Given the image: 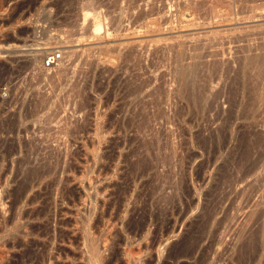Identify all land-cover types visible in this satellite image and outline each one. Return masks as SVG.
Returning <instances> with one entry per match:
<instances>
[{
  "label": "rangeland",
  "instance_id": "rangeland-1",
  "mask_svg": "<svg viewBox=\"0 0 264 264\" xmlns=\"http://www.w3.org/2000/svg\"><path fill=\"white\" fill-rule=\"evenodd\" d=\"M156 1L0 0V125L9 122L0 133V264H93L89 238L97 239L109 264H242L241 253L248 255L256 238L260 249L253 264H264V96H252L251 69L241 68L234 101L218 78L204 107L181 91L162 103L169 122L158 111L161 105H150L148 132L145 117L134 114L138 127L133 126L127 122L133 113L121 105L128 76L137 71H146L155 86L176 91V58L157 46L184 50L188 59L181 66L196 52L234 67L238 59L261 53L264 9L238 21L228 18L223 0H161L165 12L147 17ZM214 4L224 21L196 23ZM167 14L176 18L166 23ZM89 24L92 34L85 32ZM196 44L203 50L193 51ZM131 50L128 62L124 53ZM51 52L60 53V63L45 67ZM125 64L133 65L132 73ZM138 106L134 102L131 110ZM159 136H167L170 149L163 154H170L172 168L157 163L155 147L146 150ZM42 147L52 151L47 172L22 194L26 164ZM141 163H147L144 170ZM187 237L193 247L184 244Z\"/></svg>",
  "mask_w": 264,
  "mask_h": 264
},
{
  "label": "bare ground",
  "instance_id": "bare-ground-1",
  "mask_svg": "<svg viewBox=\"0 0 264 264\" xmlns=\"http://www.w3.org/2000/svg\"><path fill=\"white\" fill-rule=\"evenodd\" d=\"M144 1V0H143ZM159 2L161 1V0H158ZM164 1V0H163ZM162 1V2H163ZM167 1V0H166ZM165 1V2H166ZM169 1H172V0H169ZM175 1V0H174ZM179 1V0H178ZM178 1H177V4H178ZM193 1H195V0H193ZM200 1V0H199ZM221 0H219V2H220ZM149 2V1H148ZM158 2V4H157V1L156 2H154V4H153V6H152V8H151V10L149 11L150 12V14L149 15H147V17L148 16H153V15H155L156 13L157 14H159V12L163 9V7L164 8H166L165 6H164V4L162 3L161 4V2L159 3ZM173 2V1H172ZM181 2V1H180ZM179 2V3H180ZM152 3V2H151ZM174 3V2H173ZM173 3L172 4H170L169 3V5H171V7H172V5H173ZM185 3V2H184ZM187 3V2H186ZM216 3V2H215ZM159 4H161V5H163V7L160 5L159 6ZM176 4V3H175ZM188 5H189V3H187ZM191 4H192V2H191ZM195 4V3H194ZM193 4V5H194ZM221 4L223 5V6H226V7H228L229 8V10H230V14H229V17L228 18H230L231 20L232 19H234V18H238V21H240V16L241 17H256V16H258L259 14H258V9H260V10H262V9H264V0H223V1H221ZM168 5V6H169ZM183 5V4H182ZM181 4H180V6H182ZM217 5L218 4H214V5H212L211 7H210V9H211V12H209V15L207 16V17H205V18H200V17H198L196 20H195V22L196 23H198V24H202V25H211V24H217V23H222L223 21H224V19L226 18V16H224V15H219L217 12H216V7H217ZM167 6V5H166ZM180 6H178V8L180 7ZM239 6H241V7H239ZM187 7V6H186ZM202 7V6H201ZM204 7V6H203ZM162 8V9H161ZM177 8V7H176ZM182 8V7H181ZM183 8H184V6H183ZM197 8H198V6H197ZM167 9H169V8H167ZM180 9V8H179ZM185 9V8H184ZM183 9V10H184ZM189 9V8H188ZM194 9V8H193ZM136 10H137V8H136ZM164 11H162L163 13L165 12V9H163ZM190 10V9H189ZM198 10V9H197ZM144 11V10H143ZM167 11H170V10H167ZM131 12V11H130ZM161 12V13H162ZM176 12V11H175ZM174 12V13H175ZM123 13V12H122ZM140 13V12H139ZM142 13H144V12H142ZM141 13V14H142ZM148 12H146L145 13V15L147 14ZM167 13V12H166ZM173 13V12H172ZM179 13V12H178ZM192 13H193V11H192ZM220 13V12H219ZM135 14V13H134ZM138 14V13H137ZM140 14V15H141ZM182 14V13H181ZM180 14V15H181ZM88 15L89 14H87V16L85 15V17H88ZM162 15V14H161ZM174 14H172V16H173ZM179 15V16H180ZM196 15V14H195ZM199 15V14H198ZM198 15H196V16H198ZM206 15V14H205ZM135 16V15H134ZM163 16V15H162ZM171 14L170 15H168L167 14V16H166V18L165 19H163V21H165L166 23H168V21H171V20H173V19H175V18H173V19H171ZM176 16V15H175ZM260 16H262V15H260ZM142 16H140V18H141ZM174 17V16H173ZM178 17V16H177ZM145 18V17H144ZM152 18V20H150V18H149V20L150 21H155V19L157 18V17H155L154 16V18L155 19H153V17H151ZM182 18V17H181ZM86 19V18H85ZM178 19H179V17H178ZM177 19V21L175 20V22H178L179 20ZM230 19H227V20H230ZM160 20V19H159ZM158 20V21H159ZM181 20V19H180ZM183 20V19H182ZM226 20V21H227ZM241 20H243V19H241ZM138 21V20H137ZM140 21V20H139ZM142 21V20H141ZM146 21V20H145ZM148 21V20H147ZM134 22V21H133ZM136 22V21H135ZM161 22V21H160ZM173 23H174V21H172ZM150 24H151V22H150ZM177 24V23H176ZM139 25H141V24H139ZM174 25V24H173ZM178 25V24H177ZM92 26H93V24H89L86 28H85V32L86 33H90V34H92ZM133 26V25H132ZM138 26V25H137ZM136 26V27H137ZM145 27H147V25L145 26ZM161 27V26H160ZM211 27V26H210ZM138 28V27H137ZM164 28V27H163ZM218 28V27H217ZM235 28V27H234ZM98 29V28H97ZM148 29V28H147ZM166 29V28H165ZM233 29V28H232ZM231 29V30H232ZM76 32H78V31H76ZM73 33L72 35L74 36L75 34L76 35H78V33ZM98 32V31H97ZM96 32V33H97ZM226 32V31H225ZM232 32H233V30H232ZM236 33V32H235ZM204 34V33H203ZM261 34V33H260ZM71 35V36H72ZM225 35V34H224ZM70 36V37H71ZM73 36L71 37V40L73 39L74 40V38H73ZM226 36H228V35H226ZM255 36V35H254ZM79 37V36H78ZM209 37V36H208ZM257 36H255V38H256ZM260 37V36H259ZM261 37H264V32L262 33V35H261ZM77 38V37H76ZM223 38V37H222ZM166 39V38H165ZM217 39V38H216ZM225 39V38H224ZM228 39V38H227ZM232 39V38H231ZM250 39V38H249ZM252 39V38H251ZM261 39V38H260ZM263 39L264 38H262V44H263V46H261V47H263L264 48V43H263ZM77 40V39H76ZM218 40V39H217ZM253 40V41H252ZM252 40H250V41H252V42H255L256 43V41H258V40H255V39H252ZM170 41H172V40H170ZM214 41V40H213ZM225 41V40H224ZM167 42V41H166ZM175 42V41H174ZM211 42H212V39H211ZM227 42V41H226ZM230 42H232L233 43V39L232 40H230ZM259 42V41H258ZM169 43V42H168ZM168 43H167V45H168ZM225 43V42H224ZM255 43H253V44H255ZM193 44H195V43H193ZM204 44V43H203ZM210 44H212V43H210ZM214 44V43H213ZM231 44V43H230ZM252 44V45H253ZM156 45H157V43H156ZM182 45V44H181ZM176 46V45H175ZM175 46H173V45H168V46H164V45H162V46H157V48H160L162 51H160V53H162V52H165V53H169L168 55L170 56L171 54L172 55H174V59L176 58V61H177V64H176V66H175V73L174 74H172L173 75V79H172V82H174L175 83V85L177 84V89H176V91L174 90V93H171L170 91H166L165 89H163V87H157V85L155 86V84H153L152 83V79L150 78V76L149 75H147L146 74V71H144V70H142L141 72L140 71H137L136 69L135 70H133V71H137L136 72V74H129V76H128V83H127V86H125L126 88H125V90H124V96L123 97H121L122 98V104L121 105H124V108H127V109H129V111L131 112V113H133V114H128L129 116H130V118H129V116H127L128 117V119H127V122H129L130 124H132L131 122H133L132 121V119H133V117H139V119L140 118H143V117H145L146 118V120H145V118H143L142 120H143V122H142V127H148L149 126V123H151V122H149L150 121V119H149V116H148V114H146L147 113V110H148V108L150 107V105H152L151 106V108L153 107V104L155 105V104H157V105H161L162 107H160L159 106V109L160 110H158V109H156L155 108V111L157 112V110L161 113V114H164V116H165V114L167 113L166 112V110L164 111V107H163V105H162V103H164V102H169L171 99L173 100V98H174V94H175V92H178V91H181V93L183 94V95H181L182 97H186L185 99H188L191 103H194V104H196V106L198 105V106H202V107H204V102H206L207 100H208V97H209V94L210 93H208V89H209V85H210V83H212V82H214L215 80L217 81V79L218 78H223V79H221L222 81L224 80V82H223V86L225 87V88H227V93H228V96H229V93L231 94L230 96L232 97V99L231 100H233V98H235V97H237L236 95L238 94V88H239V85L240 84H242L241 83V79H240V77H239V72H240V70H241V68H243V67H245V66H248L251 70H249L248 69V73H249V79H250V81L253 83V85H254V87H253V89H252V96H254L255 98H260V97H262V96H264V91H261L260 90V88H261V85H263V80H264V53H262V51L264 50H262L261 51V53L259 52V53H257L256 55L254 54V56L252 55V56H247V57H245V58H243V60L241 59H238L237 60V62H239L235 67L231 64V63H228L226 60H220V59H217L216 57V59H207V60H203V58H204V56H206L207 57V54L205 55V54H202L203 52H196L194 55L192 54V57H190L191 58V60H192V62L190 63V64H188L187 63V65H183V66H181L180 65V63H182L184 60H185V58L186 59H188L187 58V54L184 52V50H182L181 48L180 49H176L177 47H175ZM190 46H192V45H190ZM190 46H188V47H190ZM213 46V45H212ZM230 47H229V49L230 50H232V46L231 45H229ZM258 46V45H257ZM256 46V47H257ZM259 46H260V44H259ZM258 46V47H259ZM188 47H186L187 49H188ZM217 47V46H216ZM145 48V47H144ZM151 48V47H150ZM149 48V49H150ZM156 48V49H157ZM218 48V47H217ZM191 49H193V51L195 50V51H202L203 50V48L202 47H200V45H198V44H196V45H194V46H192V48ZM202 49V50H201ZM219 49V48H218ZM259 49H262V48H259ZM190 50V49H189ZM221 50V49H220ZM223 50H225V49H223ZM229 50V51H230ZM233 50H235V49H233ZM232 50V51H233ZM247 50V49H246ZM246 50H245V52H246ZM252 50V49H251ZM192 51V50H191ZM192 51V52H193ZM218 51V50H217ZM217 51H216V53H213V55H215V54H219V53H217ZM231 51V52H232ZM186 52H187V50H186ZM239 52V51H238ZM244 51H242V53H243ZM251 52V51H250ZM249 52V53H250ZM155 53V52H154ZM171 53V54H170ZM225 52H223V54H224ZM237 53V52H236ZM94 54V53H93ZM128 54V55H127ZM127 54H125L124 53V56L126 55L127 57H128V62H129V60H131V59H133V55L132 54H134V50H131L130 52L128 51V53ZM222 54V53H221ZM220 54V55H221ZM234 53H232V55H233ZM157 55V54H156ZM212 55V56H213ZM217 55H215V56H217ZM249 55V54H248ZM75 55H74V53H73V55H72V58H70V60L68 61L69 62V64L68 65H71L72 66V64H73V62H74V60H75V58H73ZM123 56V55H122ZM123 56V58H125ZM151 56V55H150ZM153 56V55H152ZM165 56H166V54H165ZM60 57H61V55L58 57V58H55V61H54V64H57V65H59V63H60ZM127 57L125 58V59H127ZM137 57V56H136ZM170 57H172V56H170ZM169 57V58H170ZM205 57V58H206ZM209 57H211V55L209 56ZM214 57V56H213ZM239 57V56H238ZM244 57V56H243ZM135 58V57H134ZM167 58H168V56H167ZM240 58V57H239ZM136 59V58H135ZM137 59H139V58H137ZM233 59V58H232ZM237 59V58H236ZM236 59H235V61H236ZM35 60V59H34ZM158 60H160L159 58H158ZM162 60V59H161ZM160 60V61H161ZM157 61V60H156ZM162 61H164V59L162 60ZM168 61H169V59H168ZM67 62V63H68ZM171 62V61H170ZM132 63H135L134 61L133 62H131V64ZM172 63V62H171ZM129 65V64H125L124 66H125V68H126V72H130V73H132L131 72V68H133V65ZM136 64L138 65V66H141L142 65V63H141V59H139V60H137L136 61ZM134 65V66H136V68L138 69V68H140V67H138L137 65ZM184 64H186V63H184ZM123 66V67H124ZM45 67H51V66H45ZM64 68V67H63ZM150 68V67H149ZM149 68L147 69V70H149ZM246 68V67H245ZM124 69V68H123ZM134 69V68H133ZM142 69H144L143 67H142ZM93 70V69H92ZM141 70V69H140ZM64 71H66V70H64ZM171 71V70H170ZM250 71H251V74H250ZM128 72V73H129ZM150 72H151V69H150ZM173 72V71H172ZM63 73V72H62ZM65 73V72H64ZM66 73H67V71H66ZM65 73V74H66ZM63 75V74H62ZM65 76V75H64ZM127 76V75H126ZM66 77V76H65ZM62 78V77H61ZM60 78V79H61ZM68 78H70V77H68ZM127 78V77H126ZM62 79H64V78H62ZM174 80V81H173ZM219 80V79H218ZM68 81V80H67ZM63 82V81H62ZM171 82V83H172ZM173 83V84H174ZM67 84V83H66ZM76 84V83H75ZM170 84V83H169ZM79 85V84H78ZM247 85V84H246ZM68 87V86H67ZM72 88H73V90H75L74 89V87H73V85L71 86ZM79 87L80 86H78V89H79ZM88 87V86H87ZM264 87V86H263ZM262 87V88H263ZM62 88V87H61ZM68 88H70V87H68ZM86 88V87H85ZM76 90H77V88H76ZM40 91V90H39ZM78 91V90H77ZM70 92H71V90H70ZM75 92V91H74ZM50 93V92H49ZM68 93V92H67ZM72 93V92H71ZM219 93V92H218ZM218 93H214V95L215 94H218ZM35 94V93H34ZM46 94V93H45ZM44 94V95H45ZM75 94V93H74ZM211 94H213V93H211ZM36 95V94H35ZM38 95V94H37ZM42 95V94H41ZM50 95V94H49ZM48 95V97H50ZM78 95H79V91H78ZM176 95V94H175ZM214 95H212V96H214ZM160 96L162 97V98H160ZM216 96V95H215ZM37 97V96H36ZM39 97V96H38ZM41 98L40 99H44L42 96H40ZM44 97H46L49 101L50 100H52V99H49L48 97H47V95L46 96H44ZM52 97V96H51ZM65 97H67V96H65ZM46 98H45V100H46ZM72 98H74V97H72ZM176 99H177V97H176ZM175 99V100H176ZM48 100H46V101H48ZM172 100H171V102H172ZM235 100H236V98H235ZM37 101V100H36ZM40 101V100H39ZM54 101V100H53ZM209 101V100H208ZM234 101V100H233ZM256 101H258V100H256ZM43 102H45V101H43ZM134 102H137V104L139 103V106H138V109H137V111L135 112L134 110H131V105L134 103ZM175 102V101H174ZM176 102H177V100H176ZM41 103H42V101H41ZM47 103V102H46ZM170 103V102H169ZM168 103V104H169ZM204 103V104H203ZM190 104V103H189ZM207 104H209V102H207ZM166 105H167V103H166ZM212 105V104H211ZM52 106H53V104H52ZM165 106V105H164ZM197 106V107H198ZM154 107H156V106H154ZM193 107V106H192ZM196 107V108H197ZM208 107V106H207ZM212 107V106H211ZM151 108H149V109H151ZM162 108V109H161ZM195 109V108H194ZM205 109V108H204ZM118 110H120V109H118ZM153 110V109H152ZM161 110H163V111H161ZM182 110V109H181ZM181 110H177V111H181ZM208 110V109H207ZM232 110V109H231ZM123 111H125V110H123ZM128 111V112H129ZM154 111V112H155ZM196 111V110H195ZM119 112V111H118ZM121 112V111H120ZM129 112V113H130ZM169 112V111H168ZM182 112V111H181ZM17 113V112H16ZM126 113V112H125ZM158 113V112H157ZM160 113H159V115H160ZM135 114V116H133ZM169 114V113H168ZM167 114V115H168ZM182 114V113H181ZM20 115V114H19ZM166 115V116H167ZM174 115V114H173ZM157 116H158V114H157ZM157 116H155L156 118H162L163 116H159V117H157ZM165 116V117H166ZM170 116V115H169ZM179 116V115H178ZM250 116V115H249ZM122 117V116H121ZM148 117V118H147ZM165 117H163L164 119H165ZM20 117L17 115V118H15L14 120H13V122H17V120L19 119ZM167 118V117H166ZM169 118H167V119H165V120H167L168 122H169V120H168ZM138 120V119H137ZM141 120V119H140ZM139 120V121H140ZM19 121V120H18ZM166 121V122H167ZM12 122V123H13ZM122 122V121H121ZM125 123V122H124ZM134 123V122H133ZM135 123H137L136 125H137V127H138V122L137 121H135ZM135 123L133 124V126L135 125ZM9 124V122L7 123V122H3L2 123V126L0 127V133H3V132H5V130H6V126ZM14 124V123H13ZM130 124H128V125H130ZM150 125H152V124H150ZM120 127H118L120 130L123 128L122 126V124L121 125H119ZM128 126H126V128H127ZM139 127H141L140 125H139ZM135 128H136V126H135ZM137 129H139V128H137ZM141 129V128H140ZM151 131V129H150V127H148L147 128V132L149 131V130ZM142 130V129H141ZM10 131V130H9ZM163 134V133H162ZM166 135V134H165ZM160 137V136H159ZM164 137H167V136H164ZM164 137H160V139H158L157 140V142L156 143H154L153 145H149V143L147 144L148 145V149H146L147 151L149 150H151L153 147H155L154 148V151L156 150L157 152H158V158H156L157 159V163H165V164H167V166H170L171 168L173 167V162H172V160H171V157H170V154L168 155V154H163V152L165 151L164 149H167L169 146H170V144H169V141L168 140H165L164 139ZM169 138V137H168ZM156 141V140H155ZM260 141H262V140H260ZM154 142V141H153ZM40 144L42 143L43 144V142L41 141V142H39ZM38 143V145H39V147L41 146L40 144ZM146 143V142H145ZM152 143V142H151ZM7 144V143H6ZM45 144H46V142H45ZM115 144V146H117L118 148L119 147H121V145H122V143H118V142H115L114 143ZM263 144V143H262ZM43 146V145H42ZM49 145H47L46 147H48ZM114 146V147H115ZM12 147V146H11ZM45 147V146H44ZM44 147H42V148H37V150H36V152L33 154V157H30V158H33L32 159V161H28L27 162V164H26V167H25V164H24V167H25V170L27 171V169H28V177H26L27 178V180H25L26 182L21 186V191H22V194L23 193H26V192H28V190H29V188L30 187H33L34 188V186H31V185H33L34 184V182L36 181L37 182V180L40 178L41 179V176L42 175H44V172L46 171V170H43L46 166H47V160L50 158V156H51V152L49 151V149L47 150V149H45ZM51 147V146H50ZM247 147H249V146H247ZM116 148V147H115ZM146 148V147H145ZM8 149V148H7ZM16 149V148H15ZM52 149V148H51ZM169 149H170V147H169ZM11 150H12V148H11ZM174 150V149H173ZM246 150H248V149H246ZM252 150V149H251ZM155 151V152H156ZM146 152V151H145ZM151 152V151H150ZM150 152H149V154H150ZM155 152H154V154H155ZM250 152H252V151H250ZM249 152V153H250ZM153 153V152H152ZM166 153V152H165ZM248 153V154H249ZM12 154V153H11ZM148 154V153H147ZM251 154H249L248 156H250ZM11 156V155H10ZM149 156V155H148ZM145 157V156H144ZM155 157H157V156H155ZM146 159V158H145ZM145 161H147V160H145ZM144 162V161H143ZM147 163H148V161H147ZM147 163H141V166H143L142 168H143V170L146 168V165H147ZM140 167V166H139ZM249 167V166H248ZM27 168V169H26ZM170 168V171H168V175H167V178H169L170 176H172V169ZM250 168V167H249ZM46 169V168H45ZM50 169V168H49ZM250 170V169H249ZM47 172V171H46ZM142 173V172H141ZM26 176V175H25ZM25 178V179H26ZM162 178V177H161ZM173 178V177H172ZM171 179V177L169 178V180ZM183 179V178H182ZM168 180V181H169ZM167 181V182H168ZM171 181V180H170ZM180 181V180H179ZM36 182H35V184H36ZM165 182H166V180H165ZM227 182V181H226ZM38 183V182H37ZM168 186V185H167ZM164 187V186H163ZM177 187V186H176ZM163 189V188H162ZM162 189L160 188V190H158V191H162ZM31 190V189H30ZM20 191V192H21ZM21 195V194H20ZM160 196H162L161 194L160 195H158V197H160ZM164 196H162V197H160V200H163L164 198H163ZM161 198H163V199H161ZM159 199V198H158ZM215 210V209H214ZM162 211V210H161ZM27 213V212H26ZM211 213H213L212 212V210H211ZM210 213V214H211ZM215 213V212H214ZM25 214V213H24ZM28 214V213H27ZM27 214H25V215H27ZM22 216V217H26V216ZM210 216V215H209ZM209 216H207V217H209ZM144 218V217H143ZM142 218V219H143ZM146 220V219H145ZM139 225V224H138ZM140 225H142V224H140ZM144 225V224H143ZM24 228V227H23ZM22 228V229H23ZM138 228V227H137ZM136 228V229H137ZM140 228V227H139ZM25 229V228H24ZM24 231V230H23ZM22 231V232H23ZM256 237V236H255ZM195 238V237H194ZM258 238V237H257ZM97 240V239H96ZM95 240V238L94 239H92V238H89L88 239V242H87V248H88V252L90 253V256H91V258L93 259V264L95 263V264H109V263H107V262H105V260H104V258H102V255H101V249H100V246H99V244H98V242ZM192 240V239H191ZM248 240V239H247ZM185 243L184 244H188L187 246H190V245H192V247L194 246V244L195 243H192V242H190L189 243V238L187 237V238H185V241H184ZM243 242V241H242ZM246 242V241H245ZM248 242V241H247ZM260 241L258 240V239H256V238H254V241H252L251 240V243L250 244H248L247 246H248V250H249V248H251L252 247V249H250V252H249V254L247 255L246 253H248V252H243L244 253V256H243V254L241 253V256L243 257L242 259H241V263L242 264H253L254 262H255V260H256V257H257V254H258V251H259V249H260V243H259ZM249 243V242H248ZM263 244V243H262ZM250 245H251V247H250ZM242 246V245H241ZM245 246V245H244ZM243 246V247H244ZM191 247V248H192ZM242 247V248H243ZM188 248V247H187ZM240 249V248H239ZM189 250V249H188ZM187 250V251H188ZM243 250H245V249H243ZM246 250H247V247H246ZM245 250V251H246ZM191 251V250H190ZM187 253V252H186ZM247 256H246V255ZM91 259V260H92ZM216 262V261H215Z\"/></svg>",
  "mask_w": 264,
  "mask_h": 264
},
{
  "label": "built area",
  "instance_id": "built-area-1",
  "mask_svg": "<svg viewBox=\"0 0 264 264\" xmlns=\"http://www.w3.org/2000/svg\"><path fill=\"white\" fill-rule=\"evenodd\" d=\"M60 56L59 52H51L49 53L43 60L44 66H51L54 64L55 58H58Z\"/></svg>",
  "mask_w": 264,
  "mask_h": 264
}]
</instances>
